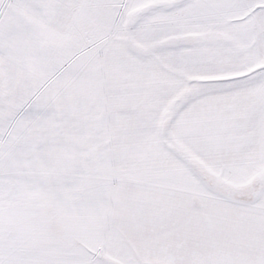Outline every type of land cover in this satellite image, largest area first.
<instances>
[{
  "label": "snow or ice",
  "instance_id": "obj_1",
  "mask_svg": "<svg viewBox=\"0 0 264 264\" xmlns=\"http://www.w3.org/2000/svg\"><path fill=\"white\" fill-rule=\"evenodd\" d=\"M0 264H264V0H0Z\"/></svg>",
  "mask_w": 264,
  "mask_h": 264
}]
</instances>
